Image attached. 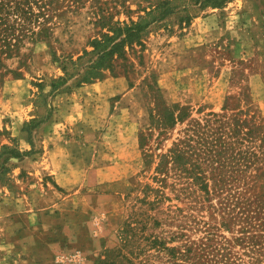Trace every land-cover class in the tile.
Instances as JSON below:
<instances>
[{
    "label": "rangeland",
    "instance_id": "obj_1",
    "mask_svg": "<svg viewBox=\"0 0 264 264\" xmlns=\"http://www.w3.org/2000/svg\"><path fill=\"white\" fill-rule=\"evenodd\" d=\"M15 1L0 264H264V0ZM164 1L141 57L77 85L93 38Z\"/></svg>",
    "mask_w": 264,
    "mask_h": 264
},
{
    "label": "trees",
    "instance_id": "obj_2",
    "mask_svg": "<svg viewBox=\"0 0 264 264\" xmlns=\"http://www.w3.org/2000/svg\"><path fill=\"white\" fill-rule=\"evenodd\" d=\"M12 0H0V7H3V3H11ZM211 2V5L218 6L223 3L225 0H208ZM30 0H16L14 3H29ZM172 9L168 1L157 4L154 8L146 11L148 18H143L142 15L139 16L136 20H130L128 22H117L116 25L110 27V33H104L100 38H93L90 41L92 47V55L86 59L80 67H77L78 64L76 61L72 63L75 65L73 69L78 74L77 85L80 83L92 82L95 79L102 78L103 72L106 69H111L114 65V61L117 58L127 59V49L133 50L136 52L139 50L138 54L141 57V52L145 48V37L148 33L149 26L163 19L166 15L171 13ZM139 48L138 50H136ZM88 52H85L87 54ZM80 58V57H79ZM67 62L65 61L62 65V69L66 71ZM82 68V71L78 70ZM73 72H70L72 74ZM67 81V77H61L59 81H52L50 84L51 91L53 93L57 85H62ZM171 120L173 118L171 117ZM174 160L179 162L181 158V149L176 147L173 149ZM189 251V250H188ZM203 264V263H200Z\"/></svg>",
    "mask_w": 264,
    "mask_h": 264
},
{
    "label": "crops",
    "instance_id": "obj_3",
    "mask_svg": "<svg viewBox=\"0 0 264 264\" xmlns=\"http://www.w3.org/2000/svg\"><path fill=\"white\" fill-rule=\"evenodd\" d=\"M54 178H55V180H56V182L58 183V184H65L64 183V181H61V180H59L58 178H57V176L55 175V176H53Z\"/></svg>",
    "mask_w": 264,
    "mask_h": 264
}]
</instances>
